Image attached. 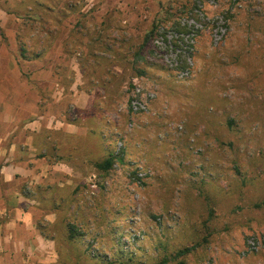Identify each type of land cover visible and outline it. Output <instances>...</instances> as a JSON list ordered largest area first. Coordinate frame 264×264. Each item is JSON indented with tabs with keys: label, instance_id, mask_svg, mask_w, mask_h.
Returning a JSON list of instances; mask_svg holds the SVG:
<instances>
[{
	"label": "rangeland",
	"instance_id": "374dc122",
	"mask_svg": "<svg viewBox=\"0 0 264 264\" xmlns=\"http://www.w3.org/2000/svg\"><path fill=\"white\" fill-rule=\"evenodd\" d=\"M0 19L22 71L54 67L76 133L33 135L41 173L0 185V224L27 212L0 264H264V0H0Z\"/></svg>",
	"mask_w": 264,
	"mask_h": 264
},
{
	"label": "crops",
	"instance_id": "0c3cea01",
	"mask_svg": "<svg viewBox=\"0 0 264 264\" xmlns=\"http://www.w3.org/2000/svg\"><path fill=\"white\" fill-rule=\"evenodd\" d=\"M1 22L3 21H0V39H5L7 35L11 36L13 33H10V30H7L8 33L3 32ZM32 61L25 60L24 62ZM19 62V59L13 55L0 51V185L3 186H6L14 178H19L21 174H28L24 176L31 177L34 171L36 174L41 173L33 166V163L38 161L33 159L34 156L30 152L33 147V135L39 139L40 145L44 146L45 144L48 148L51 147L54 152L63 146L61 145L63 144L62 138H72L76 134L71 131V128L74 127L73 123L62 118L59 111V99L55 100L54 97L59 89L54 81V67L51 69L50 77L48 76L51 81L44 82L43 68L38 67L26 72L21 70ZM74 85L69 87L72 93L68 103L83 109L91 104L92 99L89 93L80 90L78 85L76 87ZM44 92L50 94L48 106L51 107V110L47 112L44 108ZM45 116L48 117L47 120H44ZM16 122L22 126L21 132L17 133L12 130ZM50 133L52 134L50 135ZM53 134L59 137L50 140L49 136L54 137ZM20 150L27 151L26 160L22 161L17 157ZM43 150H45V146ZM5 210L6 208L2 211L3 215L6 214V212L4 213ZM2 212L0 211V214ZM26 213V211L17 208H13L9 212V220L0 224V230H4L2 236L4 238H1L0 242L2 239L6 240L13 230L15 222L19 223L22 216L23 221L20 223L26 222ZM24 227L25 230H31L26 224Z\"/></svg>",
	"mask_w": 264,
	"mask_h": 264
},
{
	"label": "built area",
	"instance_id": "2783aa9c",
	"mask_svg": "<svg viewBox=\"0 0 264 264\" xmlns=\"http://www.w3.org/2000/svg\"><path fill=\"white\" fill-rule=\"evenodd\" d=\"M178 34L176 32H171L170 34L166 35V38L168 40V45H170V40L173 38V37H177ZM155 43L158 45V46H162L164 44V41L162 38H157L155 40ZM166 47V46H164ZM171 48V47H170ZM164 60L166 62H168V59L166 57H164ZM134 92L132 93L131 95V98H130V101H129V104H130V109L133 111V112H141V111H144L145 108L147 107L146 106V102H148V98L147 96L144 95V93L142 92V89L139 87V86H135L134 84Z\"/></svg>",
	"mask_w": 264,
	"mask_h": 264
},
{
	"label": "trees",
	"instance_id": "16d2710c",
	"mask_svg": "<svg viewBox=\"0 0 264 264\" xmlns=\"http://www.w3.org/2000/svg\"><path fill=\"white\" fill-rule=\"evenodd\" d=\"M74 8H75V6L73 5L72 6V4L70 5V4H68V8H67V10L68 11H72V10H74ZM153 34H154V32L153 31H149V33H147V35H146V38H145V41H147V39L150 37V38H152L153 37ZM98 45H100V47L99 48H101V43L98 41ZM102 46H104L105 47V45H102ZM107 49V48H106ZM24 49H21L20 50V52H21V55H23V53H24ZM89 54H91V56H97V54L96 53H89ZM99 54V53H98ZM122 161V158L120 157V156H117V155H112V154H110L109 155V157L106 159V160H104L103 161V163L101 164V165H98V168H100V169H102V170H104V171H107V170H109L112 166H113V164H114V161ZM263 205H264V203H263Z\"/></svg>",
	"mask_w": 264,
	"mask_h": 264
}]
</instances>
